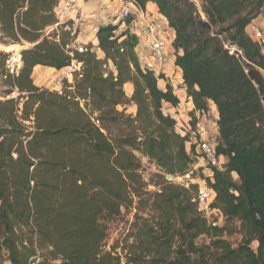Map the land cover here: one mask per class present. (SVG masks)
<instances>
[{
  "label": "trees",
  "instance_id": "obj_1",
  "mask_svg": "<svg viewBox=\"0 0 264 264\" xmlns=\"http://www.w3.org/2000/svg\"><path fill=\"white\" fill-rule=\"evenodd\" d=\"M60 1L0 0V42L34 43L21 51L18 75L2 72L0 264H264V52L247 32L264 0H134L142 10L156 3L175 31V65L195 109L216 106V151L225 161L202 178L223 226L199 211L197 184L167 179L194 170L195 145L164 111L180 99L141 67L138 37L110 23L97 35L103 56L92 45L71 55L62 24L44 33L60 22ZM73 59L81 69L61 90L35 83V67L60 71ZM142 157L157 169L148 181ZM123 209L135 210L133 222L109 247ZM234 222L243 233L237 246L228 239Z\"/></svg>",
  "mask_w": 264,
  "mask_h": 264
},
{
  "label": "built area",
  "instance_id": "obj_2",
  "mask_svg": "<svg viewBox=\"0 0 264 264\" xmlns=\"http://www.w3.org/2000/svg\"><path fill=\"white\" fill-rule=\"evenodd\" d=\"M76 6L73 0H61L56 8V14L59 18V24L63 25L65 31L70 32L72 36L71 42L67 45V49L73 52L87 51L90 42L97 38L99 28L101 26L115 23L116 21L121 24V28L129 29L130 33L136 35L139 39L138 47H141V51L137 52L138 60L141 67L144 70H155L157 66L163 67L171 58L169 48L172 41L169 37L168 30L169 25L165 18L144 17L142 20H136L133 13V8L137 11H143L139 8L134 0H128V3L124 4L116 13L112 15H105L103 19H98L92 16H87L77 11L75 17H70L69 12L73 11ZM131 19V22H128ZM252 38L258 42L262 51L264 52V33L261 29L254 27ZM226 48L231 54H242V51L235 44H228ZM94 49V48H93ZM23 62L21 53L18 52L14 56H9L5 61V67L7 74L18 75L22 68ZM82 63L77 59H73L72 63L66 68L62 69L57 76L58 87L61 90L64 80L72 81L74 73L80 71ZM7 77V75H5ZM201 112V111H200ZM202 115H208V113L202 111ZM188 127H183L185 131L184 135H190V141L188 145L192 147L196 146L198 160L202 158L209 166H221L220 158L217 156V136H210L207 131L197 123L194 129L190 123ZM183 133V132H182ZM208 134V135H207ZM194 182V180H191ZM191 182L184 183L187 187ZM198 189L193 198V201L197 204L199 211L212 222L217 225L216 216L223 217L221 211L213 207L216 199L215 190L210 187L204 178L197 183ZM30 264H37L36 261Z\"/></svg>",
  "mask_w": 264,
  "mask_h": 264
},
{
  "label": "crops",
  "instance_id": "obj_3",
  "mask_svg": "<svg viewBox=\"0 0 264 264\" xmlns=\"http://www.w3.org/2000/svg\"><path fill=\"white\" fill-rule=\"evenodd\" d=\"M73 1L75 2L78 9L75 7L73 11L69 12V16L71 18L75 17L77 11H79V13H82L84 15L95 17L97 18V20L103 19L105 15H112L116 13L125 4L124 0H73ZM133 13L135 15L136 20L139 21L142 20L144 17L165 18L163 15L159 13L158 6L154 2H149L145 10L143 11H137L135 8H133ZM254 27L261 29L264 33V14L254 19L253 22L248 26L247 32L251 36ZM168 34L171 41L173 42L176 36L175 31L172 28H169ZM98 44L99 42L97 38L93 39L90 42V45L94 47L98 55L103 56V53L98 47ZM141 50H142L141 47L136 48V52ZM169 51L171 53L170 54L171 58L169 59V61L163 67L157 66L154 72L157 76L161 75L158 80L159 86L165 90L168 84L171 85L174 93L179 97L180 103L178 106H173L170 103H165L164 111L172 115L178 121L179 124L183 121L186 122V124H188V122L194 116L197 119V123H199L200 126L203 127L210 136H218V126L216 124V121L218 120L219 116L216 106L213 103L210 104V111L208 112V115H202L200 111L195 109V105L193 103L192 98L189 97L187 94V87L183 80L182 70L181 68L175 65V59H176L175 50L172 44L171 47L169 48ZM54 71L56 73V76H58V74H60L62 70L58 71L54 68L41 67V66L35 67L34 69L35 83H36V78H39L41 75H45V74H54ZM126 86H129L131 88L132 90L131 94H132L133 92L132 84L127 83ZM131 108L136 110L135 106H132ZM210 116H213L212 120L210 119ZM182 132L183 134L185 133V131L183 130ZM224 161L225 159L221 157L220 162L224 163ZM203 162L205 161L202 159L198 160L200 166H204ZM195 171L199 172V169H195ZM203 172L206 173L205 176H209V177L212 176V171L208 167L205 168ZM196 179L197 180L194 182L198 183L201 180V177L198 176Z\"/></svg>",
  "mask_w": 264,
  "mask_h": 264
},
{
  "label": "rangeland",
  "instance_id": "obj_4",
  "mask_svg": "<svg viewBox=\"0 0 264 264\" xmlns=\"http://www.w3.org/2000/svg\"><path fill=\"white\" fill-rule=\"evenodd\" d=\"M124 2L126 4V3H128V0H124ZM115 23H118L119 24L118 21H116ZM56 29H57V27H55V26L54 27H48V28H46V30H45L44 33H45V35H50V34L56 32L57 31ZM122 30H124V27L123 28L119 27L118 32H120ZM33 45H34V43H30V42H27V41H22L21 43H15V44L14 43H11V44L9 43V45H5V44H2L0 42V99L6 98L5 97L6 96L5 92L9 89L8 85L5 84V82H4L5 81L4 79L6 77L2 75V72L6 69V67H5V61H6V59L10 55L11 56H14L18 52L21 53V51L24 48H30ZM4 54H6V56H4ZM4 59H5V61H4ZM72 81H73V78H72ZM36 83H37V85H39L41 87H44V88H48V89H51V90H60V89H58L59 88L58 87L59 84L57 83V76H56L55 71H54V74H45V75H41L39 78H36ZM126 91H127L128 94H131V91L132 90H131V88L129 86H126ZM12 96L13 97H17L18 96V92L17 91H14V93H13ZM131 107L132 106H130L128 108V112L135 114V110L133 108H131ZM210 119L212 120L213 119V116H210ZM190 121H193V117H192V119ZM190 124H191V122H190ZM177 125H178L177 128L179 129V131L181 133H182L183 127H188V125L184 121L181 122L180 124L177 121ZM187 146L190 148L189 145H187ZM192 151L194 153L193 156H194V158L197 161L193 165V167H194L193 169L194 170L192 172L184 175V176H176V177H174L173 180L175 182L182 183L183 184V183H186L188 181L191 182V180L196 181L197 180L196 178L198 176H200L202 178V175L205 176V174L207 173V171H206V173H204L203 171H204L205 168H207V167L209 168V165L206 164V162H203L204 166H200L199 165L198 159H197L198 154H197V151H196V146H195V148ZM142 162H143L142 173H143L144 178L148 181L150 179L151 175L153 173H155L157 171V169H156V166L153 163H151L147 157H142ZM195 169H199V172L195 171ZM193 172H195V174H193ZM191 183L197 184L196 182H191ZM149 189L154 191V190H156V187L153 186V185H150L149 186ZM134 211L135 210L131 209L127 213L126 210L123 209V213H124L123 216H121L119 219H117L113 223H111L110 238H109V247L117 239H119V238L122 239L124 237V235L129 232L131 223L133 222V213H134ZM216 217H217V219H216L217 225H219V226L225 225L226 220H225L224 216L222 218H220L219 216H216ZM232 227H234L233 228V231L234 232H233L232 235H230L228 237V239L232 242L233 246H237L238 244H240V242L243 239V233L240 230V223L239 222L232 223ZM251 246L254 249H256L257 248V242L252 243Z\"/></svg>",
  "mask_w": 264,
  "mask_h": 264
},
{
  "label": "water",
  "instance_id": "obj_5",
  "mask_svg": "<svg viewBox=\"0 0 264 264\" xmlns=\"http://www.w3.org/2000/svg\"><path fill=\"white\" fill-rule=\"evenodd\" d=\"M167 179H168L169 181H172V180L174 179V176L170 174V175L167 176Z\"/></svg>",
  "mask_w": 264,
  "mask_h": 264
}]
</instances>
